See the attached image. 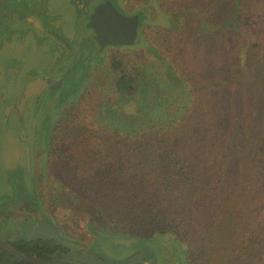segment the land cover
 <instances>
[{"label":"trees","instance_id":"obj_1","mask_svg":"<svg viewBox=\"0 0 264 264\" xmlns=\"http://www.w3.org/2000/svg\"><path fill=\"white\" fill-rule=\"evenodd\" d=\"M113 4L129 14L141 12V21L133 43L112 46L145 42L155 48L167 63V83L179 85L184 94L164 99L158 77L148 79L143 67L112 50L108 86L118 94L116 102L136 100L133 96L150 86L159 92H140L146 102L135 110H112L109 116H122L123 124L108 119L106 127L93 126L85 119L86 107L94 110L102 103L91 97L83 101L86 85L49 128V177L90 206L88 226L98 233L173 240L188 264H264V141L256 143L239 185L233 167L247 145L241 143L238 123L249 121V110L234 114L226 125V111L235 108L228 104L231 98L219 105L209 80L187 58L200 34L232 33L241 39L236 51L239 90L252 96L264 88V0H156L167 16L163 24L142 19L146 4L129 12L119 0ZM86 72L66 81V95L77 93ZM41 179V173L34 177L35 187ZM9 241L26 254L43 257H60L70 249L50 237ZM0 264L32 263L0 248Z\"/></svg>","mask_w":264,"mask_h":264},{"label":"rangeland","instance_id":"obj_2","mask_svg":"<svg viewBox=\"0 0 264 264\" xmlns=\"http://www.w3.org/2000/svg\"><path fill=\"white\" fill-rule=\"evenodd\" d=\"M13 1L17 3L18 0ZM102 1L36 0L32 8L38 12L43 24L40 22L41 25L33 29L35 31L25 27L17 30L22 27L18 22L11 24L15 30L12 34H5L7 31L0 29V241L18 237L54 238L70 247L60 252V258L87 264H188L181 247L173 240L158 236L124 243L115 241L122 236L112 232L98 233L91 224L88 226V222H92L90 206L81 200H74L48 175L45 143L49 128L62 111L73 105L86 85L88 89L83 101L91 97L94 101L100 99L103 104L94 110L86 107L85 119L93 126L106 127L110 125L108 119L123 124L125 119L122 116H109L112 110L118 108L119 112H128V109L139 108L137 103L146 102V99L139 98L141 91L133 96L136 100L126 97L116 102L118 94L108 86V56L112 50L118 49L143 67L148 79L151 74L158 77L160 94L164 99L184 94L179 85L167 83L168 76L164 73L167 63L164 61V64L157 50L145 42L131 46H107L104 50L100 47L88 21L94 7ZM120 1L127 12L146 4L142 19L151 23L163 24L167 21L156 0ZM11 9L12 14H21V10L13 6L5 8L7 11ZM140 13H136L139 22ZM216 14L221 18L220 11ZM224 32L212 38L207 34L195 37L187 58L191 67L209 80L210 91L218 96L219 105L225 106L224 101L231 98L228 104L235 108L226 111V125L234 114L249 110V121L243 118L238 123L241 143L247 147H244L233 167L241 185L250 169V158L256 143L264 141V88L259 87L252 96L239 90L236 51L241 39ZM77 68L82 72L87 70L77 93L66 95L62 86L59 89L53 87L56 76L68 75L69 71ZM37 78L53 81L44 87L41 94L27 100L21 114L11 109L9 105L19 99L30 81ZM62 82L63 79H59L56 84L59 86ZM158 92L150 86L147 92L142 91L141 94L145 96ZM138 121L142 123L144 118ZM40 173L41 183L35 187L34 177L36 179ZM68 187L73 185L70 183Z\"/></svg>","mask_w":264,"mask_h":264},{"label":"water","instance_id":"obj_3","mask_svg":"<svg viewBox=\"0 0 264 264\" xmlns=\"http://www.w3.org/2000/svg\"><path fill=\"white\" fill-rule=\"evenodd\" d=\"M138 15L120 12L111 0H104L96 5L90 14L88 26L95 32V40L102 47L107 44H131L137 37ZM53 81V80H52ZM52 81L45 78H37L30 81L23 90L22 96L16 106L18 112L23 111L24 103L33 93L39 95L41 90ZM12 105H9L12 107ZM135 238L117 237L115 241L131 243ZM0 248L5 249L15 257L32 264H87L78 261L63 259L60 257H43L36 254H26L19 250L13 243L7 240L0 241Z\"/></svg>","mask_w":264,"mask_h":264},{"label":"flooded vegetation","instance_id":"obj_4","mask_svg":"<svg viewBox=\"0 0 264 264\" xmlns=\"http://www.w3.org/2000/svg\"><path fill=\"white\" fill-rule=\"evenodd\" d=\"M35 1L34 0H18L17 3L15 1H13V0L7 1V2H9L8 5L10 4L9 6H13L14 8H18V11L21 10V14L19 16H17L16 14H12L13 12H11V11H13V9H11L10 11L5 10V8H7L9 6L6 4L5 0H0V29H4L3 31H7V33H5V34H9V33L12 34V32L13 31L15 32V30L13 29L11 24H13V23L17 24V22L19 23L20 26H22L21 28H19L17 30H23L24 27H25V29L29 28V30L32 31L35 27L38 28L41 25L42 21L38 18V12H36V11L34 12L33 11L32 7H33V5L36 4ZM120 12L125 13V14H129V13H126V12H123V11H120ZM130 14H135V13H130ZM9 22H10V24H9ZM8 26L10 28H8ZM3 27L8 28V30L6 28H3ZM90 28H92V27H90ZM33 31H35V30H33ZM137 35H138V33H137ZM94 38H95V32H94ZM107 46H112V44H107V45H104L102 47L100 46V47L104 50ZM57 74H59V73H57ZM81 74H82V71L78 70V68H77L74 71H69L68 75L66 73L62 77L56 76V79H55L56 82L54 83L55 85L53 87L55 89H57V87L59 89V87H61V86H62V88H64V86L66 85L67 78L72 79V80L73 79H77V78H81V76H82ZM59 79H63V82H62L61 85L58 86V84H56V83H57V81ZM42 90H41V92H42ZM63 91H64V89H63ZM22 93H21L19 99L14 101L11 104L18 103V101L20 100V98L22 96ZM65 93L66 92L64 91V94ZM33 95H36V94L35 93L31 94L29 96V98L32 97ZM27 100H26V102H27ZM26 102L24 103V107H25ZM11 109H14L15 111L18 112L16 106H14V105H12Z\"/></svg>","mask_w":264,"mask_h":264},{"label":"crops","instance_id":"obj_5","mask_svg":"<svg viewBox=\"0 0 264 264\" xmlns=\"http://www.w3.org/2000/svg\"><path fill=\"white\" fill-rule=\"evenodd\" d=\"M5 1H6V4L8 5L9 2H7V1H10V0H5ZM9 5H10V4H9ZM9 5H8V6H9Z\"/></svg>","mask_w":264,"mask_h":264}]
</instances>
